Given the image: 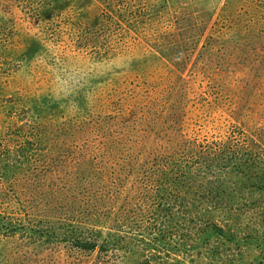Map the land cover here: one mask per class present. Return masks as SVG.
Segmentation results:
<instances>
[{"label":"rangeland","instance_id":"rangeland-1","mask_svg":"<svg viewBox=\"0 0 264 264\" xmlns=\"http://www.w3.org/2000/svg\"><path fill=\"white\" fill-rule=\"evenodd\" d=\"M37 1L0 0V264H220L188 203L223 174L264 211V0ZM248 236L223 264H264Z\"/></svg>","mask_w":264,"mask_h":264},{"label":"trees","instance_id":"trees-1","mask_svg":"<svg viewBox=\"0 0 264 264\" xmlns=\"http://www.w3.org/2000/svg\"><path fill=\"white\" fill-rule=\"evenodd\" d=\"M58 1L57 4L60 8L67 7L68 2L67 0H54ZM112 2L116 0H111ZM40 0L36 2L38 3ZM78 5L82 4L81 0H78ZM43 9V5H38L35 7V11H33L32 16L38 17L41 10ZM35 15V16H34ZM41 17V15H40ZM242 132H238L237 135H242L240 137V143L242 144L246 141L249 136H246ZM27 150L19 148L17 151H14L15 154L14 158L4 159L6 163L11 162L14 168L12 171H17L20 173L19 170L24 166L27 167L26 171L29 175H32L34 172L35 167H29L31 158L27 157ZM230 160L224 165L216 166H209L207 170V176L212 177L217 173V171L224 172L226 171V167L229 168ZM201 166L204 170V158H198L195 166ZM246 164L243 166L242 164L236 165L233 171L239 176L243 177L249 181L252 180V174L250 172H258L260 170L257 165H248ZM10 168V167H9ZM213 168L212 173L210 174V170ZM200 170V169H199ZM197 172H194L196 176ZM1 178V177H0ZM204 178L206 179V175L204 173ZM12 179V178H11ZM206 187H208V191L205 193V196L202 195L200 200L197 201H189L188 203V217L189 220L186 224L188 229V238H190L191 242L195 243L194 246L190 247V251L197 250L199 248L205 250L208 255L209 259L217 260L218 263L223 264L225 262V258L228 256L233 260V252L227 251L224 249L225 246L230 245H237L238 242H245L251 234V230L256 228L263 229L264 228V211L258 209L255 205L250 204L246 200L239 199L235 196V192L233 187H230V181L226 180V177L222 174L216 176L209 182ZM230 187V188H228ZM201 195V194H200ZM230 196L231 198L227 202L226 197ZM240 213L241 216L245 219L246 227L244 235H240L239 226L237 227L239 234L232 235L230 234L229 230L231 229L232 224H237L234 215ZM223 216L224 222L219 224L218 221ZM239 225V224H238ZM251 229V230H249ZM7 233V231H6ZM115 245V244H114ZM77 246L80 247L82 252L92 251L94 247L90 242H79ZM223 248V251L219 250Z\"/></svg>","mask_w":264,"mask_h":264}]
</instances>
